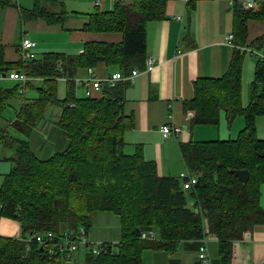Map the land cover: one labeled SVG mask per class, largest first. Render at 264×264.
I'll use <instances>...</instances> for the list:
<instances>
[{"label": "trees", "instance_id": "16d2710c", "mask_svg": "<svg viewBox=\"0 0 264 264\" xmlns=\"http://www.w3.org/2000/svg\"><path fill=\"white\" fill-rule=\"evenodd\" d=\"M6 1L11 0L0 3ZM168 1L116 0L112 10L92 13L85 28L122 31L124 39L120 43L91 41L80 54L47 52L27 64L22 58L13 64L45 81L39 87L40 96L23 103L12 121L13 128L30 135L38 118L54 103L62 108L57 122L68 136L64 149L43 159L32 151L28 138L7 135L16 143V153L14 167L0 187V213L21 221L22 237L65 231L79 224L89 228L95 212L112 211L120 218V240L104 241L99 253L85 251V264H142L146 248L174 250L182 240L204 236L218 240L220 259L228 263L233 242L243 239L256 224L264 223L260 204L264 137L256 128L257 115L264 114L263 58H259L247 107L241 97V48L248 44L249 19L264 20V0H256V7H246L242 0L234 2L232 32L237 48L228 70L222 76L197 78L193 96L184 100L193 124L218 123L223 112L230 119L237 114L245 116V126L237 138L180 143L187 167L198 175L189 190L182 187L177 176L160 175L157 162L145 158L140 147L133 153L125 152L123 134L134 123L133 116L123 110L125 82L106 83L99 97L77 96L75 77L84 67L105 61L119 65L125 73L144 68L147 23L166 16ZM21 12L23 18L44 17L56 24L66 18L62 12L46 10L39 0L34 8ZM252 45L264 47V35ZM7 64L0 45V72ZM59 77L68 81L62 99L56 94ZM238 169L250 171L247 181L240 178ZM188 197L195 198L194 207ZM152 226L159 229L161 239L141 236ZM0 264L63 263L60 254L49 252L46 245L0 235Z\"/></svg>", "mask_w": 264, "mask_h": 264}, {"label": "crops", "instance_id": "0c3cea01", "mask_svg": "<svg viewBox=\"0 0 264 264\" xmlns=\"http://www.w3.org/2000/svg\"><path fill=\"white\" fill-rule=\"evenodd\" d=\"M235 1L194 0L189 4L187 0H169L166 5V16L149 20L146 26V54L147 56L153 55L156 63L152 68L141 70L137 75L123 81L126 83L123 110L125 114L132 115L134 118L133 125L128 127L123 134L125 152L133 153L140 147L145 158L154 159L157 162L160 175L177 176L181 184L182 180L179 174L187 165L182 156L180 143L197 139V129L201 132V128H206V124H220L222 115L225 114L224 112L221 114L218 123L193 124L191 118L186 114L184 100L193 96L194 81L197 78L222 76L228 70L234 50L237 48L225 41L226 35L233 31L232 7ZM242 1L246 7H252L248 5V1H252L254 7L257 6L256 0ZM35 3L36 0H11L0 3V45L4 47V58L8 63L2 71L3 73L0 72V182L4 181L5 176L14 167L13 157L16 153V143L7 138V135H10L14 129L12 121L17 118L23 103L34 98L32 97L35 93L34 86L43 81V78H40L27 83V92L25 91V93L32 95L28 98L27 94L25 96L24 93L23 96L19 90H16L21 82L9 76L11 71L16 69L13 64L21 58L23 37L28 36L36 42L34 50L37 57H41L47 52L76 55L85 50L87 42L120 43L124 39V33L119 30L95 31L85 28L92 13L97 10H112L116 0H39L40 5L46 10L62 12L66 15L65 20L57 24L49 23L44 17L23 18L21 10H30L34 8ZM178 15H182V20L176 18ZM261 35H264V20L261 18L249 19L248 44L246 45L256 47L252 45V42ZM241 50L244 54L241 73L243 104L245 97L251 94L255 78L252 67L253 57L257 58L255 71L260 57L251 50L244 48ZM257 50L264 53V47L257 48ZM93 67L97 75L102 78L114 71H123L119 65L108 64L105 61H100ZM87 68L79 70L76 77L86 76ZM67 85L68 81L65 77H59L56 80L57 96L62 98L66 96ZM102 92H97L94 96L99 97ZM19 95L21 96L20 102L13 103L12 98ZM248 104H243V106L247 107ZM9 107L16 111L15 118H8L4 115ZM51 107L56 110L58 106L54 103L50 104L46 111H49ZM259 115L261 116L257 115L258 118H256V128L258 120L260 122L264 120V114ZM224 116L229 121L231 120L226 114ZM240 118L244 117L239 116L238 120ZM166 123L180 125L182 127L181 134L179 136L172 134L164 136L161 128ZM234 125L231 129H234ZM228 138L219 137L204 140ZM67 143L68 136L66 145ZM30 145L32 149L31 142ZM8 149L10 154L7 153ZM57 149L59 148H49L43 154L48 158L60 151ZM32 151L39 156V153L33 149ZM187 170H189L188 167ZM185 190H189V188ZM188 198L189 205L194 207L195 198ZM260 204L264 208V182L260 184ZM110 212L112 211H98L93 214L92 222L89 225L91 240L112 243L120 240V218L117 214L112 215ZM112 223L115 225L114 230L110 228ZM97 226L102 227L95 229ZM151 228L155 229V236H149V234L146 237L141 236L146 239H161L159 229L155 226ZM149 229L145 228L144 231H149ZM0 235L22 237L21 221L17 217L0 213ZM247 235L243 239L233 242V255L228 263H223L220 259L218 240L214 237L212 240L209 239L211 264H264V223L256 224ZM200 239L188 240L191 249L186 245L182 247L186 240L180 241L174 250L146 248L143 251L142 264H202L198 254L200 243L202 244ZM186 250L193 252L189 254ZM85 251L78 254L75 264H80V257ZM212 252L215 255L214 262Z\"/></svg>", "mask_w": 264, "mask_h": 264}, {"label": "built area", "instance_id": "2783aa9c", "mask_svg": "<svg viewBox=\"0 0 264 264\" xmlns=\"http://www.w3.org/2000/svg\"><path fill=\"white\" fill-rule=\"evenodd\" d=\"M188 1V0H187ZM249 6H253L252 1H248ZM177 19L182 20V15L176 16ZM226 43L233 47H237L234 41V33L230 32L226 35ZM36 42L28 36H24L21 43V58L25 64L28 63L29 59L37 57V53L34 50ZM246 50H251L253 53L261 58H264V53L260 52L254 47L243 46ZM156 59L153 55L146 57L144 68H134L131 73H125L124 71H114L107 77L102 78L97 75L93 66L87 68L86 76L75 77L76 85L81 84L85 89L86 96H94L97 92L103 91L104 85L110 84L115 85L119 81L127 80L128 78L137 75L141 70H148L154 66ZM9 76L13 79H17L21 82L19 86V92L24 94L26 91L27 83L30 80H37L41 77L30 76L24 70L13 69ZM163 135L168 136L170 134L179 136L182 132L180 125H173L166 123L161 128ZM180 179L182 180V187L190 189L198 180V175L192 173L189 170L180 173ZM2 204L0 202V212ZM155 236V229L150 228L149 231L142 232V236ZM27 241H36L37 243L47 246L49 252H56L60 254L63 264H75L78 254L81 251L91 250L93 253H99L103 242H96L89 237V228L85 224H79L77 226L70 227L65 231H47V232H35L27 237H21ZM208 236L202 237V244L200 246L199 258L202 264H211V256L208 247Z\"/></svg>", "mask_w": 264, "mask_h": 264}, {"label": "rangeland", "instance_id": "374dc122", "mask_svg": "<svg viewBox=\"0 0 264 264\" xmlns=\"http://www.w3.org/2000/svg\"><path fill=\"white\" fill-rule=\"evenodd\" d=\"M74 1V0H73ZM249 56V55H247ZM250 57V56H249ZM257 58L253 57L252 60V67L253 72H255V65H256V61ZM244 62V61H243ZM254 75V74H253ZM40 84H36L34 87V95L32 96L30 93H25V96L27 94V97H34V98H38L40 96V91H39V87L43 86L45 84V81L43 80L42 82H39ZM27 89V88H26ZM19 90V86L17 87V91ZM27 92V90H26ZM76 93L77 96H86L85 95V89L82 86H78L76 87ZM20 94V93H19ZM24 96V94H21ZM22 96V98H23ZM59 98H62L58 95ZM20 98L21 96L19 95L18 97H14L12 98V102H20ZM34 98H30L31 100ZM251 100V94L248 95V97H245L243 104H248V102L250 103ZM249 105V104H248ZM58 107L56 108V110H53V107H51L49 109V111H45V113L43 114V116L39 117L35 126L33 127L30 135L25 134L19 130L13 129L12 130V134H14L15 136L18 137H22V138H28L30 140V142L32 143V149L34 151H36L37 153H39V156L44 158L45 154H43V152H47L49 148H59L57 150H62L65 148L66 146V141H67V133L66 131L60 127L59 124H57V118L60 115L62 108L57 105ZM10 108V107H9ZM7 108L4 115L8 118H15L16 117V111L12 108ZM18 108V107H16ZM19 109V108H18ZM225 114L222 115V119L220 124H206V128H201V132L199 129L196 130V136L197 139L194 140H204V139H213V138H228L231 136V138H237L240 135L241 130L243 129V127L245 126L244 123V119L245 116L243 114H237L235 116V118L233 117L230 121L226 118V116H224ZM244 117L243 119L240 118V120H238V117ZM261 115H258V117ZM225 117V118H224ZM257 117V118H258ZM226 119V120H225ZM235 121V122H234ZM234 125V129H231L232 125ZM204 125V124H201ZM49 127V128H48ZM219 128H220V132H219ZM257 128H258V135L259 136H264V120L263 122H260L258 120L257 122ZM40 149V150H38ZM42 149V150H41ZM7 153L10 154V150H7ZM47 158V157H45ZM183 171L187 172V167H183ZM181 171V172H183ZM180 172V173H181ZM180 175V174H179ZM3 181L0 182V184ZM1 187V185H0ZM112 213V215H116L114 212H110ZM102 226H97L95 227V229H98ZM112 230H114L115 225L112 223L111 227ZM91 235V234H90ZM195 239V238H193ZM209 239L212 240V237L209 236ZM94 240V239H93ZM188 240L183 242V246L186 245V247H188L189 249H191L189 247L188 244ZM209 240V241H210ZM96 242H102V240H94ZM201 241V239H200ZM201 245V243H200ZM199 250H200V246H199ZM198 250V251H199ZM189 254H192V250H186ZM212 260L214 262V252H212ZM199 254V253H198ZM85 257H86V253H82L81 255V262L80 264H85Z\"/></svg>", "mask_w": 264, "mask_h": 264}, {"label": "water", "instance_id": "95a60500", "mask_svg": "<svg viewBox=\"0 0 264 264\" xmlns=\"http://www.w3.org/2000/svg\"><path fill=\"white\" fill-rule=\"evenodd\" d=\"M237 173L243 181H247L248 178L250 177V171L248 169H238Z\"/></svg>", "mask_w": 264, "mask_h": 264}]
</instances>
